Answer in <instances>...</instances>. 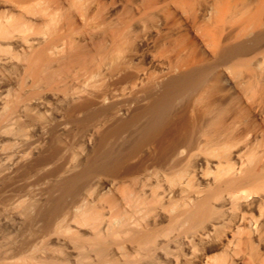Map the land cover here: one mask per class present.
Listing matches in <instances>:
<instances>
[{
    "label": "bare ground",
    "instance_id": "6f19581e",
    "mask_svg": "<svg viewBox=\"0 0 264 264\" xmlns=\"http://www.w3.org/2000/svg\"><path fill=\"white\" fill-rule=\"evenodd\" d=\"M119 4L0 0L1 185L73 133L86 150L57 194L21 203L32 221L63 215L54 243L21 261L25 244L0 245V264H264V17L235 28L231 0Z\"/></svg>",
    "mask_w": 264,
    "mask_h": 264
},
{
    "label": "rangeland",
    "instance_id": "374dc122",
    "mask_svg": "<svg viewBox=\"0 0 264 264\" xmlns=\"http://www.w3.org/2000/svg\"><path fill=\"white\" fill-rule=\"evenodd\" d=\"M110 1V0H108ZM121 6L122 2L126 0H118ZM227 0H223L226 3ZM233 7V23L235 28H240L241 25H247L251 22V19L258 15L264 17V0H231ZM251 12V13H250ZM223 19H213L214 25L217 27H210V33L212 36H218L221 33L225 34L226 25H224ZM213 26V25H212ZM195 34V32H191ZM31 129V127H30ZM33 135V134H32ZM31 140H35L36 135L31 136ZM87 145H92V140H87ZM66 146L62 149L59 157L54 160L40 165L36 170H32L27 174L15 173L8 183L4 186L0 183V245L10 254L12 252L10 246L23 245V249L28 250L27 253L23 252L19 256L14 257V260H20L21 255L28 254L37 245L41 246L46 242H53L56 238L55 228L57 223L62 219L63 215L55 219L53 222L47 224L43 220L35 218L33 221L29 220L26 215L21 212L22 204L45 202L49 194H57L58 191L52 188V184L56 179L63 174L66 168H69L72 164L75 156H84L86 150L82 149L77 142L76 133L71 134L66 138ZM39 142H35L29 151L38 147ZM27 150V151H28ZM36 150V151H35ZM17 159H9L6 165L1 166L5 171L15 168ZM12 163H11V162ZM13 162H15L13 164ZM11 163V164H10ZM62 165V169L53 173L51 170ZM8 166V168H6ZM103 176H97L93 182H100L103 180ZM95 183V185H97ZM94 185V187H95ZM22 203V204H21ZM34 213V206L32 207ZM69 208L64 209V213ZM29 241V242H28ZM220 251V250H218ZM215 251V252H218ZM11 255V254H10Z\"/></svg>",
    "mask_w": 264,
    "mask_h": 264
}]
</instances>
